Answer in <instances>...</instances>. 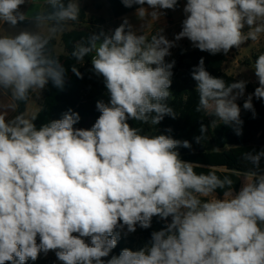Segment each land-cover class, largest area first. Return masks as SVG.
<instances>
[{
	"label": "clouds",
	"instance_id": "1",
	"mask_svg": "<svg viewBox=\"0 0 264 264\" xmlns=\"http://www.w3.org/2000/svg\"><path fill=\"white\" fill-rule=\"evenodd\" d=\"M26 3L36 9V0H0V92L17 103L39 95L49 81L63 89L67 70L40 28L52 22L54 34L81 13L80 0H44L32 15L21 11ZM121 3L138 6L143 34L124 18L111 34L93 32L71 52L78 62L92 54V71L109 94L108 103L97 101L100 115L90 129L74 127L81 117L71 109L39 128L36 115H0V264H26L49 251L63 264H264V172L258 171L264 150L243 154L253 170L237 190L230 178L197 173V163L180 158L177 149L191 148L189 141L143 134L128 122L158 125L176 117L167 103L175 61L165 60L175 41L187 38L202 52L227 55L264 34V0H186L174 40L163 29L149 38L145 28L165 14L161 10H175L178 0ZM29 18L37 31L11 34L3 27ZM71 71L82 78L75 65ZM253 71L258 86L243 109L255 118L253 97L264 100V53ZM191 75L196 111L215 117L211 126L218 120L242 135L237 100L248 81L212 76L203 58ZM207 131L201 124L195 141ZM154 216L171 219L140 250L124 248L108 258L118 228L126 227L125 234L148 229Z\"/></svg>",
	"mask_w": 264,
	"mask_h": 264
},
{
	"label": "trees",
	"instance_id": "2",
	"mask_svg": "<svg viewBox=\"0 0 264 264\" xmlns=\"http://www.w3.org/2000/svg\"><path fill=\"white\" fill-rule=\"evenodd\" d=\"M83 0H80V2ZM108 2L110 12L115 19L122 18L136 11V7L126 8L121 0H106ZM180 3L178 0L177 5ZM147 6V5H145ZM166 13V10H163ZM74 24H87L88 16L86 10L81 8L78 21H72ZM52 24V22H49ZM103 20H96L92 29H74L65 32L62 35V43L65 55H56L54 48L56 41L50 40L49 48L56 55L66 68V80L63 89L55 87L51 81L42 90L43 100L40 110L37 112L34 121L37 128L52 120L60 119L62 114L71 109L79 113L81 119L74 125L76 128L90 129L100 112L96 108L97 101L108 103L109 94L104 85L103 78L97 76L92 71L91 55L86 56L84 61L78 62L71 56L73 48L79 43H87V38L93 32L99 33L98 25H102ZM204 60L205 69L214 77L222 78L226 83H232L238 79L224 72L223 66L227 61V55L223 53L211 55L208 52H202L199 49L191 50L186 53L179 54L175 59V66L172 69V84L169 89L171 96L167 103L176 113V117L165 116L158 125H141L137 121L129 120L132 127H139L143 134L148 135H169L177 140H187L191 144V148L179 147L177 151L180 158L184 161L197 163L199 166L195 168L197 173L215 172L221 178L228 177L233 181V189H239L242 184L241 175L253 170L250 162L243 159V154L249 151L264 150V100H258L254 97L253 105L255 108V118L251 111L242 110L241 120L242 135H236L234 128L216 121L215 126H211L215 119L208 116L205 112H197L198 93L196 92V81L192 78V71L199 64L200 59ZM171 62V61H166ZM75 65L82 78L75 75L71 68ZM257 87V86H256ZM252 85L247 86L249 93H253L255 88ZM33 97L26 102H16V112L27 113L28 104ZM204 124L208 127V131L201 143L195 141V137L200 136V126ZM171 129V131H168ZM258 171L264 172V160L261 161ZM216 196L223 198L224 190H217ZM168 221L161 220L159 217L152 218L151 227L141 229L137 226V238H126L121 234L122 229H117L119 238L117 246L110 253L119 255L121 250L129 248L133 251L140 250L144 244L150 239L153 231L161 230ZM126 229V227L124 228ZM39 243V237H37ZM106 258V259H108ZM26 264H33L32 260H28Z\"/></svg>",
	"mask_w": 264,
	"mask_h": 264
},
{
	"label": "rangeland",
	"instance_id": "3",
	"mask_svg": "<svg viewBox=\"0 0 264 264\" xmlns=\"http://www.w3.org/2000/svg\"><path fill=\"white\" fill-rule=\"evenodd\" d=\"M185 4L186 0H180V3L176 6L175 10H166V13L157 21L148 20L145 31L149 38L151 35L155 34L158 29H163L162 34L166 36L167 39L174 40L175 35L182 30V21L185 19V14L183 13ZM80 7L86 10L88 16L87 24H74L72 21H68L65 22L64 25L59 26L54 34L50 32V27H48L47 22H45L40 28V32L44 36H51L55 39L56 46L54 48V53L56 55L66 54L61 40L62 34L64 32H69L74 29H92L94 27L92 23H94L96 20H103V25L116 28L123 22L124 18H127L129 23L133 26V29L137 31V34H143L141 25L144 22L140 21L136 17L135 12L121 19H115L110 12V8L106 0H83L80 2ZM149 11H151V9H149ZM37 30L38 29L35 22L31 31L35 32ZM246 30L247 29H245V31ZM20 31L23 30L17 29V33ZM191 50H196V48L192 46L191 42L187 38L175 41V46L170 49L171 55L167 56L165 60L173 61L179 54L186 53ZM261 53H264V34H262L257 41L249 40L242 44L238 49H231L227 54V61L223 66L224 72L228 75L234 76L238 80L242 79L248 81L244 97L237 100L238 105L241 107V111L243 110L244 100L247 98V95L250 94L247 90V86H258V81L254 75L253 66L256 58ZM42 100V90L40 91L39 95L33 93V97L28 104L26 114L28 116L36 115L40 110ZM14 104H16V102L12 100L10 93L0 92V115H4L9 119L17 115L16 107L13 108ZM241 179L242 183H244L246 180L245 174L241 175ZM247 179H250V177H247ZM126 232L127 229H122L121 234L126 238H137V230L134 233L125 234ZM33 264H63V262L57 259L55 251H49L47 255L41 253L38 259L33 261Z\"/></svg>",
	"mask_w": 264,
	"mask_h": 264
},
{
	"label": "crops",
	"instance_id": "4",
	"mask_svg": "<svg viewBox=\"0 0 264 264\" xmlns=\"http://www.w3.org/2000/svg\"><path fill=\"white\" fill-rule=\"evenodd\" d=\"M32 5L30 3H26L25 5H22L21 6V11L25 12V13H28L29 12V15H32L33 14V11H35L36 9H42L44 7V0H36V9H33L32 10ZM127 16V15H126ZM124 16V17H126ZM123 18V17H122ZM121 19V18H119ZM35 20L32 19V18H29L23 22H20L18 23L14 28L13 27H10L9 25L5 24L3 25L4 29H6L9 33L11 34H17V29H22L23 31L24 30H27V31H31L32 30V26H34V22ZM48 23V27H52V24L47 22ZM64 25V24H63ZM62 26V25H61ZM65 33V32H64ZM63 33V34H64ZM42 34V33H41ZM62 34V35H63ZM43 35V34H42ZM62 38V37H61ZM51 39H54L51 37ZM55 40V39H54Z\"/></svg>",
	"mask_w": 264,
	"mask_h": 264
},
{
	"label": "built area",
	"instance_id": "5",
	"mask_svg": "<svg viewBox=\"0 0 264 264\" xmlns=\"http://www.w3.org/2000/svg\"><path fill=\"white\" fill-rule=\"evenodd\" d=\"M99 31H103L104 33L106 34H111L114 30H115V27H108L107 25H98L96 26Z\"/></svg>",
	"mask_w": 264,
	"mask_h": 264
}]
</instances>
